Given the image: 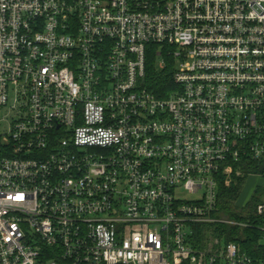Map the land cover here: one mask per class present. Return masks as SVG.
I'll return each mask as SVG.
<instances>
[{
    "label": "built area",
    "instance_id": "1",
    "mask_svg": "<svg viewBox=\"0 0 264 264\" xmlns=\"http://www.w3.org/2000/svg\"><path fill=\"white\" fill-rule=\"evenodd\" d=\"M0 113V264H264L214 234L264 159V0H0Z\"/></svg>",
    "mask_w": 264,
    "mask_h": 264
},
{
    "label": "trees",
    "instance_id": "2",
    "mask_svg": "<svg viewBox=\"0 0 264 264\" xmlns=\"http://www.w3.org/2000/svg\"><path fill=\"white\" fill-rule=\"evenodd\" d=\"M156 60V53L152 52L148 59L146 84L159 97L165 98L172 89L173 80L170 72L163 73L157 69ZM237 169L241 171L242 176H233L231 186L222 187L218 204L219 212L224 217L244 222L249 227L239 228L220 224L215 226L214 234L224 239L226 243H236L247 256L256 260L264 259V234L257 227V225L264 224V221L256 214L257 206L264 201V189L260 187L255 189L248 207H240L237 203L246 180L250 176L264 177V159L260 161H245ZM206 228L210 227L205 226L200 228L199 233L201 234Z\"/></svg>",
    "mask_w": 264,
    "mask_h": 264
},
{
    "label": "rangeland",
    "instance_id": "3",
    "mask_svg": "<svg viewBox=\"0 0 264 264\" xmlns=\"http://www.w3.org/2000/svg\"><path fill=\"white\" fill-rule=\"evenodd\" d=\"M10 119L5 117V113H0V132L4 133L8 131ZM257 187L264 189V177L262 176H250L243 187L241 195L237 201L238 206L246 208L248 207L251 198Z\"/></svg>",
    "mask_w": 264,
    "mask_h": 264
}]
</instances>
